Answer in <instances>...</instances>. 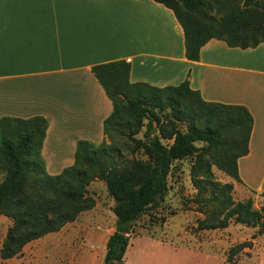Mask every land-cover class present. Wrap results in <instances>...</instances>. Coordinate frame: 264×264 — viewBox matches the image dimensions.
I'll return each instance as SVG.
<instances>
[{
	"label": "trees",
	"instance_id": "obj_1",
	"mask_svg": "<svg viewBox=\"0 0 264 264\" xmlns=\"http://www.w3.org/2000/svg\"><path fill=\"white\" fill-rule=\"evenodd\" d=\"M155 1L174 12L189 60L198 61L200 49L211 39L243 49L264 42V0ZM91 72L112 103L103 121L104 139L121 130L132 142V158L124 160L112 140L107 144L104 139L99 143L79 139L72 165L52 175L41 154L46 118L0 117V215L12 222L0 248L2 259L21 254L29 242L59 231L94 207L88 185L101 179L115 215L102 264H125L136 222L160 205L173 164L187 158L193 159L190 180L196 189L194 202L203 214L197 229L225 228L235 222L257 228L253 238L264 235V204L257 209L251 197L235 201L233 183H221L212 171L214 165L241 182L238 158L248 153L253 127L246 106L206 101L191 89L188 77L163 87L131 82L130 62L125 59L94 64ZM139 152L145 158H135ZM258 194L264 197V191ZM251 243L242 242L231 253Z\"/></svg>",
	"mask_w": 264,
	"mask_h": 264
},
{
	"label": "crops",
	"instance_id": "obj_2",
	"mask_svg": "<svg viewBox=\"0 0 264 264\" xmlns=\"http://www.w3.org/2000/svg\"><path fill=\"white\" fill-rule=\"evenodd\" d=\"M117 59L130 62L131 82L188 77L204 100L246 106L253 127L232 183L264 191V42L243 49L211 39L192 61L174 12L155 0H0V117L46 118L49 174L72 165L77 140L104 139L112 103L91 67Z\"/></svg>",
	"mask_w": 264,
	"mask_h": 264
},
{
	"label": "rangeland",
	"instance_id": "obj_3",
	"mask_svg": "<svg viewBox=\"0 0 264 264\" xmlns=\"http://www.w3.org/2000/svg\"><path fill=\"white\" fill-rule=\"evenodd\" d=\"M180 127L185 129V123H180ZM143 130L137 137L142 136ZM111 140L120 148L124 160L132 158L129 151L132 142L121 130L105 136L107 144ZM134 157L145 158L141 152ZM192 162V158H187L173 164L164 199L135 224L124 256L125 264H264V235L253 238L257 228L231 222L225 228L197 229V221L203 214L194 202L196 189L189 171ZM212 171L221 183L233 182L214 165ZM233 187L235 201L251 197L257 209L264 204V197L258 193L240 184ZM88 194L95 201L94 207L80 213L59 231L29 242L21 254L9 259L0 256V264H102L106 240L115 225L114 202L101 179L91 181ZM11 223L10 218L0 215V248ZM245 241L252 245L231 253L234 246Z\"/></svg>",
	"mask_w": 264,
	"mask_h": 264
}]
</instances>
